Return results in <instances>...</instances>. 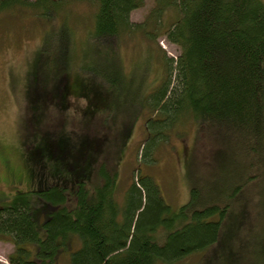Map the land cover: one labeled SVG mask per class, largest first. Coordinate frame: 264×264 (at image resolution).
<instances>
[{
	"label": "trees",
	"instance_id": "trees-1",
	"mask_svg": "<svg viewBox=\"0 0 264 264\" xmlns=\"http://www.w3.org/2000/svg\"><path fill=\"white\" fill-rule=\"evenodd\" d=\"M143 2L0 0V14L59 20L43 36L26 78L45 79L49 85L40 96L46 99L49 92L48 103L65 106L68 69L76 64L80 84L71 87L83 94L91 116L135 77L123 73L117 41L140 33L146 41L164 36L175 44L176 59L160 50L162 78L139 106L149 110L139 161L154 162L157 145L191 118L197 138L216 145L213 160L202 167L213 184L205 192L200 183L192 184L189 200L172 209L147 173L131 178L122 201L115 196L116 170L100 165L93 188L78 176L69 183L56 174L48 185L17 190L0 201V240L14 247L7 264H57L58 252L72 242L68 264H177L221 245L225 252L214 250L217 259L202 264H264V0H155L144 19L133 22L130 13ZM79 5L88 7L92 28L83 54L75 56L69 11ZM166 9L176 14L164 24ZM142 68L135 72L141 79ZM104 124L109 125L107 117ZM229 156L240 170L227 183L212 182V172ZM35 159L43 168L37 174L44 175L48 168ZM198 161L193 154L190 165ZM89 164L84 174L90 179ZM214 186L217 191L209 193ZM37 207L44 211L41 217Z\"/></svg>",
	"mask_w": 264,
	"mask_h": 264
},
{
	"label": "rangeland",
	"instance_id": "rangeland-1",
	"mask_svg": "<svg viewBox=\"0 0 264 264\" xmlns=\"http://www.w3.org/2000/svg\"><path fill=\"white\" fill-rule=\"evenodd\" d=\"M154 2L144 0L142 6L131 11L130 19L141 22ZM69 13L74 35L73 53L81 56L86 43L84 37L92 28L89 10L87 6L79 5L71 8ZM174 14L172 9H166L163 23L171 21ZM58 23L59 20L44 21L30 15L22 16L18 12L0 14V201L17 190L48 185L56 174L65 176V181L69 183L78 176L88 187L93 188L97 182L95 173L100 165L118 173L115 192L118 200L123 199V191L139 172L150 174L155 179L164 201L172 209H177L189 200L192 184L200 183L205 192L213 183L203 177L202 167L210 162L216 145L197 138V124L191 118L183 119L175 127L177 134H172L167 142L157 145L154 162L139 161L141 143L146 137L144 121L149 113L147 108L139 106L147 90L158 85L162 78L160 50L167 57L176 59L179 48L164 36H158L157 42L146 41L140 33L133 38L117 41L116 56L123 73L126 77L133 74L135 77L120 84L110 104L100 106L91 116L83 106V101L86 102L83 94H77L78 91L71 87L80 84L75 78L78 76L76 64L68 69L69 86L64 97L65 106L53 101L48 103L47 100L51 98L49 92L46 99L40 96L39 93L49 85L45 79L37 81L26 78L43 36ZM148 43L149 52L146 53ZM48 54L46 51L45 56L48 57ZM142 66L141 79L139 73L135 72ZM43 102H47V105ZM106 117L109 125L104 124ZM193 154L199 161L197 165L194 162L191 166ZM87 158L93 159L88 169V176L92 180L84 174L89 164L84 160ZM34 159L48 168L44 175L37 174L38 168L41 171L43 168ZM222 160L218 169H215L216 173L212 172L210 176L212 182L217 179L227 183L231 180V172L240 170L236 159L229 156ZM70 168L82 170L83 173L74 174ZM103 170L101 168L100 172ZM216 191L214 186L209 193ZM43 212L41 207H37V217H41ZM33 246L30 247L34 252L37 248ZM73 246L72 242L70 248L67 246L58 252L57 264H68V253ZM225 248L224 245L213 247L177 264H202V259H217L214 250L224 253ZM13 251L11 242L0 240V263L7 264V255Z\"/></svg>",
	"mask_w": 264,
	"mask_h": 264
}]
</instances>
